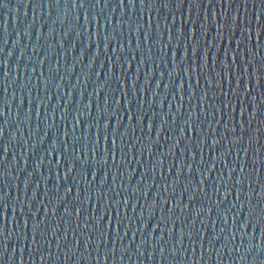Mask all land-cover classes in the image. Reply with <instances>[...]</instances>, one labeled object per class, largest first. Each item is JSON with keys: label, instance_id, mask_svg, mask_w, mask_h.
<instances>
[{"label": "snow or ice", "instance_id": "1", "mask_svg": "<svg viewBox=\"0 0 264 264\" xmlns=\"http://www.w3.org/2000/svg\"><path fill=\"white\" fill-rule=\"evenodd\" d=\"M110 0H103L104 6L107 7ZM202 2L207 5L206 8L214 9L219 6L227 5L232 7V0H189L187 5V13L189 18L183 19L181 13V25L179 27L175 24V17L172 20L174 28L162 29L159 26V20L153 25L151 7L156 4V0H139L141 9L148 8V19L144 24L139 23L140 17H137L135 26L128 24V19L123 20L128 24L127 40L122 39L125 35V28L121 25V30L118 35L110 37L103 36L104 50L107 52L109 47L116 42V47L112 49L115 53V59L112 62L114 71L111 73V78L117 82V89L120 93L117 96L114 92L110 95V100L114 101L115 107L111 108L109 104V95L104 96V104L100 106L97 119L92 121L90 119L83 120V124L87 125V132H82L81 136H75L76 125L82 123V117L90 113L87 111L77 110L75 114L69 112L67 107L62 110L61 119L64 120L67 116L71 115L72 121V142H67L68 132H64V142L57 140L59 147L56 145L51 146L48 155L56 153V166L52 167L49 171V176L55 175L57 184L54 186V191L59 192V181L61 179L67 181L69 177H73V182L76 184L75 195L71 207L65 206L63 214L67 219L63 221L65 225L64 239L66 240L69 232L73 235L74 244H79V238L76 237V231L79 230L81 235L85 237V247L93 240L95 236V243L97 244L96 251L99 253L100 243L107 245L111 242L114 246L121 240V229H124L123 235H128V229L132 227L131 223L127 221V209L131 205L135 211V204L133 203V196L147 195L148 188L142 192L140 183L133 185L131 183V176L127 175L122 169H126L131 160H135L137 165L141 166L140 181L144 182L145 177L151 176L152 185L155 186V177L159 175L161 183L158 185L160 192L157 193L158 200H153L151 204L147 205L149 211V219L156 215L153 211L160 208L161 215L157 218V222L153 225V229L149 232V239H141L140 243L136 245L139 250L143 245L151 243L153 251L149 255H153L158 245H160L161 257L164 256L166 250H170L173 255L178 251L176 245L183 244L185 237L189 238L191 244H200L203 248L206 234L203 230L196 232L197 218L201 215L207 216L211 212V208H206L200 205L197 209L196 206L191 209L188 218L185 217V210L189 209V205L194 204L196 196L201 195L204 199L213 201L212 196H215V207L218 216L224 219L227 223L229 219V212L236 207V202H240L239 207L243 209L245 204L248 205L247 217H256V223L260 224L264 220V208H260L257 212V207L252 205L253 194L252 191L244 192V185L247 183L248 188L252 189L253 172H255V162L252 164L251 171L245 172V165L240 163V155L244 153L246 156L249 151L253 152L258 159L261 160L260 153L264 151V146H259L261 128L257 127L255 130L252 128V121L257 118L260 113V104L256 102L257 97L253 95L254 89L264 87L261 81L264 80V55H260L259 37L264 34V23L261 22L264 16V8L256 11L254 16L249 15L247 12L248 0H243L244 15L240 14V8L228 17L226 13L221 14L222 22L213 18L216 13L213 12L212 22L209 23V17L203 16V19L198 25L193 23L191 13L193 8L196 9L197 16L199 17ZM5 0H0V6H3ZM264 5V0H260ZM101 0H95L92 7H99ZM136 0H128L127 7L134 9ZM172 5V0H167L165 7ZM185 0H177L175 9L181 12L184 8ZM39 6L41 7L40 3ZM49 8L53 7L51 0H48ZM55 6H59V0H55ZM85 6V0H80L79 7ZM73 7H76L75 0H73ZM119 7L124 10L125 0H119ZM103 15V9L99 14H94L91 17L87 11L83 14V31L88 34V39L91 40L93 33L88 31V27L95 23L97 26L100 24V19ZM253 19L256 24H253ZM75 20L79 22L80 14L77 13ZM107 21L108 17H104ZM119 23V21H118ZM77 26V25H76ZM72 28V24L69 26ZM151 29V30H150ZM143 30V31H142ZM173 30L175 35H173ZM52 33V29L49 30ZM115 31V29H113ZM167 32V42H164L163 37ZM239 32V35L237 33ZM99 36V33H96ZM255 39V47H253V40ZM121 40L124 43H121ZM133 40L135 46L133 47ZM187 41L188 43H185ZM233 44L235 48H233ZM226 45V46H225ZM241 45L244 46L241 51ZM154 46L156 51H154ZM99 50V43L97 44ZM131 49V51H129ZM3 51V49H0ZM171 55V71L168 73L169 82L164 85L165 90L173 88V79L175 76L179 78V83L175 85V91L170 93L172 99H176V93L180 94V100L185 99L184 91L185 84L187 83V99L189 102L196 96V88L192 85V78L196 80V85L199 86L200 79L203 78L206 87H203L199 96L200 111L193 112L189 110L188 116L183 119L181 126L177 122L178 117L182 115L179 108L177 113L172 114L171 124L174 129H170V135L165 136V140H171V146L167 148L166 153L153 156L154 144L160 142L161 135L164 131L165 125L169 123L168 116L171 111L164 112L163 100L157 101V92L150 89L149 85L152 80L157 76L156 65H166L169 63L168 56ZM11 55V53H9ZM99 55V51L94 54ZM259 56V59H257ZM246 57H250L246 58ZM133 61H136L133 70ZM2 63L6 66L8 60H3ZM43 63V61H41ZM240 65H243L241 70ZM19 70V64L14 66ZM125 67L128 72H125ZM143 67V72L141 68ZM116 69H120L117 74ZM146 69V70H145ZM32 72H36V68H32ZM143 73V86H139L138 82ZM4 77H8L10 73L5 70ZM109 76V73L107 74ZM159 80L155 83V88L161 87L160 81L165 76L164 71L158 73ZM187 78V79H185ZM30 77L27 78L30 81ZM43 79V85L48 87L49 80ZM3 81H0L2 84ZM108 81H105L107 84ZM227 86L228 92H224ZM27 84L21 87V92L25 90ZM131 88V95L128 89ZM99 90V89H98ZM8 88L3 87V93H7ZM150 93L151 100L142 99V96ZM27 95L29 97L28 103L31 104L32 91L28 89ZM83 96V93L80 94ZM13 98L16 93H12ZM211 96V102L209 97ZM122 97V101H121ZM246 99L252 101V111L248 113V107L245 104ZM134 101L138 102L134 110ZM260 101L264 102V93L260 95ZM4 100L0 96V117L4 116ZM20 103H24V97L21 96ZM145 104L149 105V112L143 111ZM156 105L161 109L157 111L152 108ZM92 103L89 101L86 108H91ZM208 108L212 111L209 112ZM237 109L239 110L237 112ZM226 110V111H225ZM31 112V108H29ZM124 112L128 117V122L124 125V134H121L122 120L120 113ZM245 113H248L247 121L244 120ZM37 115H39V107L37 108ZM203 116L205 120L212 117L209 121L207 128L204 127L203 121L200 117ZM239 116L238 124H233V120ZM159 117V120H157ZM225 117L228 119V124H223V133L218 131L220 125L217 123L214 127L213 121L223 120ZM28 118L27 116L25 117ZM135 121V123L133 122ZM146 121V122H145ZM7 121H5V124ZM264 126V120L260 121ZM229 124H232L229 127ZM247 124V126H246ZM136 127L140 128L141 133L144 132L145 127L149 133L147 137L148 144L145 146L141 143V139L137 138L135 143L129 141L125 143L128 129L135 130ZM67 128V126H65ZM155 129L156 139H151V133ZM255 131L256 135H253ZM194 132L195 135H189ZM228 132L232 136H228ZM4 130L0 127V139L3 138ZM245 136H247V144H245ZM183 147H180L181 145ZM140 145L137 149L136 146ZM179 148L181 155L175 159H168L167 174L165 176V161L166 157H171L175 150ZM136 149V151H134ZM148 153L150 165L145 166L143 163L144 153ZM208 152L209 158L205 160V152ZM9 152V145L7 143L0 145V183L6 185V180L3 178L7 175L6 170H3V162L7 159ZM215 153V155H213ZM232 156L231 164L228 157ZM43 162V158L36 163V169H39ZM27 159H24V171L27 172ZM264 166V160H261ZM48 164L52 165V161L48 160ZM64 164V170L61 175L59 166ZM219 164V169L217 165ZM96 169V171H94ZM174 169V174H173ZM218 171V174L209 183L211 174ZM102 178L97 180L101 175ZM73 173H76L80 179L76 180ZM33 173L29 172L28 177ZM89 175L91 179H89ZM127 175V182H118V178ZM111 176V183L109 184V177ZM170 177V179H169ZM198 177V179H197ZM31 180L26 178L23 182V193L27 197V191ZM94 183L98 187L93 190ZM86 185L83 189L80 185ZM107 185V188H105ZM177 185H181V191L177 192ZM259 192L256 195L264 200V181H256ZM19 191V185L16 186ZM38 187V186H37ZM45 198L47 197V181H45ZM211 188V195L207 188ZM74 189L71 185L64 187V196L57 197L55 205H52V200L48 199V203L44 205L45 213L42 219H37L38 213L33 210L35 202L37 201V192L34 189L31 198L20 199L17 194L15 199L11 198L10 191L5 188H0V235L5 232V224L9 220L16 224H22L21 239L27 241V245L21 244L20 251L23 253L25 247L35 249L38 243L37 237L41 240L51 233V235L58 241L61 237L58 235L57 229L60 226V221L57 220L56 225H48V211L51 212L52 217L55 219L58 206L63 200L67 199L68 194L73 193ZM115 193V196L112 195ZM187 193L188 203H183V198ZM235 194V201L227 207H224L225 202L228 201L229 195ZM242 194L246 197L244 201L241 200ZM163 205H170L167 215H164ZM92 208V211L88 209ZM177 210L180 213L177 214ZM9 212L11 216L9 217ZM123 212V215H122ZM85 213L87 215L85 216ZM194 213V215H193ZM19 214V218H18ZM83 214V228H81L80 218ZM239 213H237L238 215ZM73 219L76 224L73 229ZM232 223L236 222V215L231 217ZM31 221V228L29 223ZM181 221V226L178 231L176 230V222ZM190 221V222H189ZM250 219H246L241 224V228L246 227L250 223ZM148 219H144V213H140V228L138 230L148 229ZM203 223V221H201ZM44 225V228L41 225ZM161 224L167 226L168 240L164 241V234L161 233L160 239L153 240L152 233L155 229L159 228ZM187 229V231H185ZM90 230V231H89ZM261 236L264 237V226L261 227ZM175 232V236L173 233ZM30 235V239H29ZM111 237H114L110 239ZM8 237L5 236V239ZM133 240H135V232H133ZM212 240H218L220 237L216 235ZM251 240V238H249ZM161 242L171 245L170 249H166ZM59 248V243L57 244ZM213 245L209 243L208 251H212ZM253 245H249L248 251H252ZM69 251H74L72 246H68ZM38 250V249H37ZM113 255L115 254V247L111 249ZM183 255V251H180ZM3 252L0 251V264H2ZM51 257H49L50 259ZM202 258V257H201ZM103 259L107 264L108 253L105 252ZM123 260V255L120 257ZM43 260V257H41ZM97 264L101 260V256L96 257ZM20 264H23L21 257Z\"/></svg>", "mask_w": 264, "mask_h": 264}, {"label": "water", "instance_id": "2", "mask_svg": "<svg viewBox=\"0 0 264 264\" xmlns=\"http://www.w3.org/2000/svg\"><path fill=\"white\" fill-rule=\"evenodd\" d=\"M53 7L49 8L48 0H5L3 6H0V96H3L4 100V116L0 117V127H3L4 135L0 139V145L7 143L9 145V152L7 159L3 162L2 168L6 170L7 175L3 178L6 180V185L0 183V188H5L6 191H10L11 198L15 199L17 194L20 195V199H30L33 190L37 192V201L35 202L33 210L38 213L37 219L44 217L45 208L44 205L48 203V199L52 200V205H55L57 197L64 196V187L71 185L74 189L73 193L68 194L67 199L63 200L58 206L55 219L52 217L50 211H48L47 224L55 226L57 220L60 221V226L57 229L58 235L61 239L58 241L51 233L41 240L37 237L38 243L35 249L25 247L23 253L20 251L21 244L27 245V241L21 239V228L22 224L16 225L10 220L5 224V232L0 235V251L3 252L2 264H20L21 257L23 258V264H97V255L101 256L99 264H106L103 259L105 252L108 253L107 264H264V237L261 236V227L264 226V220L260 224L256 223V217H247L248 205L245 204L243 209H240V202H236V207L229 212V219L225 223L224 219L218 216L215 207V196H212L213 201L204 199L203 196L197 195L194 204L189 205V209L185 210V217L188 218V214L193 207L197 209L200 205L206 208H211L210 214L207 216L201 215L197 218L196 232L203 230L206 234L203 248L198 244H191L189 238L186 236L183 244L176 245L178 251L175 255L170 250H166L164 256L161 257L160 245L157 246L153 255H149L153 251L151 243L143 245L137 250L141 239H149V232L152 231L153 225L157 222V218L162 214L160 208H156L153 211L156 213L151 219H149V211L147 205L151 204L153 200H157V203H161L158 200L157 193L160 192L158 185L161 183L159 175L155 177V186L152 185L151 176L145 177L144 182L140 181L141 166L135 163V160H131L125 171L127 175L131 176V183L133 185L140 183L141 190L148 188L147 195L133 196V203L135 204V211H133L130 205L127 209V221L131 223L132 227L128 229V235L124 236V229H121V240L115 246L109 242L107 245L100 243V251L97 253V244L95 243V236L93 240L88 243L85 247V237L81 235L79 230L76 231V237L79 238V244H74L73 235L69 232L66 240L64 237L65 225L63 221L67 217L63 214V208L65 206L71 207L73 196L75 195L76 184L73 182V177H69L67 181L61 179L59 183V192L54 191V186L57 184L55 175L49 176V171L52 167L56 166V153L48 155L52 145L59 147L57 140L64 142V132L67 130L68 137L67 142H72V121L71 115L67 116L64 120L61 119L62 110L67 107L69 112L75 114L77 110L87 111L90 116H83L82 123L76 125L75 136H81L82 132H87V125L83 124V120L90 119L95 121L99 114L100 106L104 104V96L109 95L110 110L115 107L114 101L110 100V95L113 92L119 96L120 93L116 91L117 82L111 78V73L114 71L112 65L115 59V53L112 51L116 47V42L113 41L109 50H104L103 36L108 35L110 37L118 35L123 24L125 28V35L122 37L125 41L127 40V27L128 24L135 26L137 17H140L139 23L144 24L147 28L148 25L145 23L148 19L147 13L148 8L141 9L139 0H136L134 9L127 7L128 0H125V7L122 11L119 7V0H110L107 7L104 6L103 0L99 7H92L95 0H85V6L79 7L80 0H75L76 7H73V0H59V6H55V0H51ZM167 0H156V4L151 7L152 24L155 25L159 20V26L161 30L167 28H174L172 20L175 17V24L177 27L181 25V13H183V19L187 20L189 14L187 13V5L189 0H185L184 8L181 12L175 9L177 0H172V5L165 7ZM39 3L41 7L39 6ZM207 7V5H205ZM202 2L200 8L199 17L197 16L196 9L193 8L191 13V19L193 23L198 25L203 19L204 15L209 17V23L212 22L213 18L217 21L222 22L221 14L226 13L228 17H231L232 13L236 10V7L240 8V14L244 15V3L243 0H232V7L229 8L226 4L223 6L217 5L214 9L206 8ZM264 8V5L260 3V0H248L247 12L249 15L255 14L256 11ZM103 9V15L100 19V24L97 26L95 23L88 27V31L93 33L92 39H88V34L83 31V14L85 11L89 13L91 17L94 14H99ZM80 14V20H75L76 14ZM108 17L105 21L104 17ZM128 19V24L124 23L123 17ZM119 21V23H118ZM261 22L264 23V16L261 18ZM72 24V28L69 26ZM253 24H256V20L253 19ZM77 25V26H76ZM52 29V33L49 31ZM115 29V31H113ZM151 30V29H150ZM143 31V30H142ZM99 33V36L96 35ZM173 35L175 32L173 30ZM239 35V32L237 33ZM164 42H167V32L163 37ZM99 43V50L97 44ZM121 43H124L121 40ZM185 43H188L185 41ZM253 47H255V39L253 40ZM260 43V55H264V34L259 37ZM135 46V40H133V47ZM226 46V45H225ZM233 48L235 45L233 44ZM244 46L241 45V51ZM154 46V51H156ZM99 51V55L93 56ZM131 51V49H129ZM11 53V55H9ZM249 58L250 57H246ZM8 60V64L5 66L2 61ZM259 59V56H257ZM43 61V63H41ZM169 63L166 65H156L157 76L150 82V89L157 92L156 100L159 102L163 100V111L169 112L168 118L169 123L165 125L164 131L161 135L160 142L154 144L153 156L166 153L168 147L171 146V140H165L164 137L170 135V129H174L171 124L172 114L177 113L179 108L180 115L177 122L183 126V119H185L189 110L193 112L200 111L199 96L200 90L206 87L203 78L200 79L199 86L196 85V80L192 78V85L196 88V96L189 102L187 99V83L185 84V99L180 100V94L176 93V99L173 100L170 93L175 91V85L179 83V78L173 76V88L167 91L164 85L169 82L168 73L171 71V55L168 56ZM136 61H133V70L135 68ZM19 64V70L14 66ZM36 68V72H32V68ZM241 70L243 65H240ZM7 70L10 75L4 77L3 73ZM146 70V69H145ZM119 74L120 69H116ZM160 71L165 72V76L160 81L161 87L155 88V83L159 80L158 73ZM125 72L128 70L125 67ZM143 72V67L141 68ZM109 73V76L107 75ZM49 80L48 87L45 88L43 85V79ZM30 77V81L27 78ZM187 79V78H185ZM108 81L105 84V81ZM27 87L21 92V87L24 84ZM139 86H143V73H141V79L138 82ZM264 85V80L261 81ZM8 88V92L3 93V87ZM28 89H31L32 103L29 104V97L27 95ZM99 89V90H98ZM129 95H131V88L128 89ZM16 93V97L13 98L12 93ZM224 92L227 93V86L224 88ZM83 93V96L80 94ZM264 93V87L258 88L257 91L254 89L253 95L257 97L256 102L260 104V113L257 118L252 121V128L255 130L257 127L261 128L259 146H264V126L261 125L260 121L264 120V102L260 101V95ZM21 96L24 97V103H20ZM142 99L151 100L150 93L141 97ZM89 101L92 103L91 108H86ZM122 101V97H121ZM211 102V96L209 97ZM245 104L248 107V113L252 111L251 99H246ZM138 105L137 101H134V110ZM39 107V115L36 114L37 108ZM157 111L161 109L157 108L156 105H152ZM31 108V112H29ZM143 111L151 114L149 105L145 104ZM211 112L212 109L208 108ZM226 111V110H225ZM239 110L237 109V112ZM248 113H245L244 120L247 121ZM28 117L27 119L25 117ZM122 120L121 134H124V125L128 122V117L124 112L120 113ZM240 119L237 116L233 120V124H238ZM159 120V117H157ZM203 121L204 127L207 128L209 121L212 117H208L207 120L203 116L200 117ZM5 121L7 123L5 124ZM135 123V121H133ZM146 122V121H145ZM220 127L218 131L223 133V124H228V119L225 117L223 120L213 121L214 127L216 124ZM67 126V128H65ZM232 124H229L231 127ZM247 126V124H246ZM189 135H195L194 132H190ZM253 135H256L255 131ZM149 133L147 128L141 133L140 128L136 127L133 131L128 129L125 143H135L137 138L141 139V143L147 146V137ZM228 136L231 137L232 133L228 132ZM151 139L155 141V129L151 133ZM245 144H247V136H245ZM140 145H137L138 149ZM182 144L180 147H183ZM136 151V149H134ZM181 155L179 148H177L171 157H166L165 161V176H168L166 168L168 159H175ZM215 155V153H213ZM261 160H264V151L260 153ZM27 159V172L24 171V159ZM43 158V162L39 169H36V163L38 160ZM209 154L205 152V160L207 161ZM229 163L233 159L232 156L228 157ZM48 160L52 161V165L48 164ZM261 160L256 155L249 151L247 156L244 153L240 155V163L245 165V172L251 171L252 164L255 162V172H253L252 189L248 188L247 183L244 185V192L247 193L252 191L253 201L252 205L257 207V212L260 208H264V200H261L256 193L259 192V188L256 185V181H264V166H262ZM143 163L145 166L150 165V159L148 153L145 151ZM64 164L59 166L61 175L64 170ZM219 169V164L217 165ZM96 171V169H94ZM31 172L33 175L28 177V173ZM174 174V169H173ZM218 174V171H214L211 174L209 183ZM127 175L122 178H118V182H127ZM76 180L80 177L73 173ZM28 178L31 180L29 184L27 197L23 193V182ZM102 178L101 175L97 177V180ZM89 179L91 176L89 175ZM170 179V177H169ZM198 179V177H197ZM45 181H47V197L45 198ZM111 183V176L109 177V184ZM19 185V191L17 190ZM38 186V187H37ZM83 193L86 185H80ZM98 187L97 183H94L92 188ZM107 188V185H105ZM211 195L212 189L209 187L206 189ZM181 191V185H177V192ZM115 196V193H112ZM187 193L183 198V203L187 204ZM246 197L242 194L241 200L244 201ZM235 201V194L229 195L228 201H226L224 207L231 205ZM170 205H163L164 215H167ZM92 211V208L88 209ZM144 213V219H148V229L138 230L140 228V213ZM237 213H239L237 215ZM177 214L180 213L177 210ZM87 213H85V216ZM123 215V212H122ZM194 215V213H193ZM236 215L235 224L232 223L231 217ZM11 212H9V217ZM19 218V214H18ZM246 219H250L251 222L246 227L241 228L242 222ZM203 221V223H201ZM190 222V221H189ZM81 228H83V214L80 218ZM76 221L73 219L72 227L75 228ZM181 226V221L176 222V230L178 231ZM44 228V225H41ZM31 228V221L29 223V229ZM90 231V230H89ZM187 231V229H185ZM133 232H135V240L132 239ZM161 233L164 234V241L168 240L167 226L161 224L159 228L155 229L152 233L153 240H159ZM175 236V232L173 233ZM218 235L220 239L212 240ZM5 236L8 237L5 239ZM114 237H111L112 239ZM251 238V240H249ZM30 239V235H29ZM59 243V248L57 244ZM213 245L212 251L209 252L208 245ZM166 249H170L171 245L161 242ZM253 245L252 251H248L249 245ZM68 246H72L75 250L69 251ZM115 247V254L111 252V249ZM38 249V250H37ZM183 251V255L180 251ZM123 255V260L120 259ZM43 257V260H41ZM49 257H51L49 259ZM202 257V258H201Z\"/></svg>", "mask_w": 264, "mask_h": 264}]
</instances>
